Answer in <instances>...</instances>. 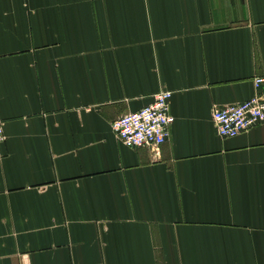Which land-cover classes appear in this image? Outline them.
<instances>
[{"label": "crops", "instance_id": "1", "mask_svg": "<svg viewBox=\"0 0 264 264\" xmlns=\"http://www.w3.org/2000/svg\"><path fill=\"white\" fill-rule=\"evenodd\" d=\"M264 0H0V264H264ZM160 90L174 122L115 119Z\"/></svg>", "mask_w": 264, "mask_h": 264}, {"label": "built area", "instance_id": "2", "mask_svg": "<svg viewBox=\"0 0 264 264\" xmlns=\"http://www.w3.org/2000/svg\"><path fill=\"white\" fill-rule=\"evenodd\" d=\"M256 88L264 83V77L254 79ZM173 93L160 90L153 102L133 113H128L112 123L117 138L126 146H159L170 136L174 116L170 110ZM264 122V94H257L243 102L216 108L213 123L222 138L234 137ZM6 139L3 120L0 117V156Z\"/></svg>", "mask_w": 264, "mask_h": 264}]
</instances>
